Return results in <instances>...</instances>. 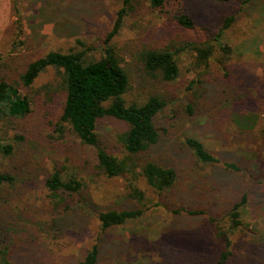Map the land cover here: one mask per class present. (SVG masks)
Instances as JSON below:
<instances>
[{
    "label": "rangeland",
    "instance_id": "obj_1",
    "mask_svg": "<svg viewBox=\"0 0 264 264\" xmlns=\"http://www.w3.org/2000/svg\"><path fill=\"white\" fill-rule=\"evenodd\" d=\"M183 3L195 18L192 30L147 3L135 2L113 40L131 81L127 101L140 103L155 93L169 101L161 116L166 131L161 130L153 158L177 171L175 185L157 194L140 179L137 184L145 194L141 205L130 196V174L105 175L93 148L75 137L69 125L60 131L65 95L59 72L48 69L31 86H19L31 101L30 113L18 120L0 117V133L9 141L25 137L15 158L0 155L4 170L25 172V181L0 199L13 264H77L94 243L100 249L98 264H217L226 250L230 254L224 264H264V0ZM123 4L0 0V79L19 80L30 62L50 51L80 48L78 40L99 46ZM229 15L235 21L222 37L225 51L213 40L221 19ZM199 39L213 41L214 53L207 62L187 45ZM145 47L180 50L179 77L167 83L143 76L139 51ZM241 117L245 130L236 123ZM126 129L111 118L98 126L103 145L119 159L126 151L116 136ZM187 136L200 139L220 162H199L183 143ZM226 162L239 170L227 168ZM54 169L74 172L83 182L78 195L59 192L66 199L59 206L44 184ZM245 193L242 223L229 234L227 247L218 232L229 230L230 209ZM81 198H89L97 211L144 212L103 230L97 213L84 207Z\"/></svg>",
    "mask_w": 264,
    "mask_h": 264
},
{
    "label": "trees",
    "instance_id": "obj_2",
    "mask_svg": "<svg viewBox=\"0 0 264 264\" xmlns=\"http://www.w3.org/2000/svg\"><path fill=\"white\" fill-rule=\"evenodd\" d=\"M209 1L227 4L239 0ZM252 1L240 0L241 4ZM135 2L147 3L166 19L185 29L192 30L195 27V18L183 0H124V4L113 21L112 28L104 33L99 46H88L82 40H78L80 48H70L64 52L50 51L30 62L19 80L12 81L2 77L0 79V117L18 120L29 114L31 101L22 94L20 84L23 87H29L44 71L51 68L56 69L61 76L60 86L65 95L59 121L60 131L63 133L64 126L69 125L75 137L93 148L96 153L97 167L108 177L130 174L131 180L128 185L130 196L144 205L145 194L137 184L140 179H144L154 192L162 194L175 185L178 173L174 168L162 165L153 158V149L162 138L161 130L166 131L161 126V116L168 108L167 98L155 93L140 103H130L126 99L131 81L127 70L121 63L113 40L121 31ZM234 21L235 15L223 17L221 27L215 31L216 39L213 41H216L225 51L228 47L222 43V37ZM213 41L203 43L199 39L195 43L188 42L187 45H191L196 50L200 60L207 62L214 53V46L210 44ZM179 52L180 50L171 48L145 47L141 49L139 58L142 63L143 76L161 79L167 83L175 81L179 77L177 63ZM188 111L192 112L191 104L188 105ZM107 118L122 122L127 126L126 130L116 136L126 151L122 159L108 151L98 133L100 122ZM236 123L241 129H246L242 123V117L237 118ZM14 140L9 141L0 133V155L8 159L19 155L17 145L18 142L22 143L25 137L18 135ZM183 143L199 162L204 164L220 162L197 137L187 136ZM224 165L234 171L239 170L235 163L226 162ZM24 173L7 171L0 166V199L5 193L16 188L21 181H25L22 176ZM44 181L45 187L52 195L58 197V206L66 201L59 192L67 196L78 195L83 188V182L78 179L76 173L69 174L59 169L50 172ZM80 201L84 207H91L97 213V219L103 230L137 219L144 212L141 208L97 211L96 205L89 198H81ZM247 203L248 194L245 193L241 200L230 209L229 230L219 229L218 236L226 242L227 247L230 246L229 234L233 233L242 223V211ZM66 206L71 207L70 203ZM5 219L4 215H0V264H13L8 258L13 253V247L7 239L9 227L4 222ZM60 220L63 221V217ZM99 253V244L94 243L77 264H98ZM229 254L228 250L224 251L217 264H224Z\"/></svg>",
    "mask_w": 264,
    "mask_h": 264
}]
</instances>
